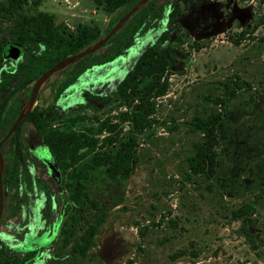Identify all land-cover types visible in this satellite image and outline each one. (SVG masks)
I'll list each match as a JSON object with an SVG mask.
<instances>
[{"label":"rangeland","instance_id":"1","mask_svg":"<svg viewBox=\"0 0 264 264\" xmlns=\"http://www.w3.org/2000/svg\"><path fill=\"white\" fill-rule=\"evenodd\" d=\"M171 1L154 0L117 39L78 62L62 59L22 86L19 82L35 66L31 57L44 45H20L17 57L1 61L0 85L9 80L0 91V101L6 99L2 130L29 106H52V124L71 115L81 117L75 129L95 126L94 117L126 110L113 92L145 47L156 43L169 63L168 88L155 100L150 127L138 135L133 172L120 182L108 179L101 168L91 172L87 191L99 202L103 222L85 256L71 252L82 220L71 240L61 243L65 175L40 136L30 123L22 124L23 162L16 164L12 142L4 135L0 264L13 257L15 264H264V0H189L168 22ZM131 8L125 4L107 12L92 0H41L38 5L27 0L19 11L0 17V45H14V24L22 16L43 11L64 36L75 35L78 25L98 29L97 39L83 50L91 49ZM163 31L166 39L156 42ZM220 110L228 113L232 132L216 146L221 155L224 148L231 152L221 156L220 173L247 176L250 165L246 188H229L225 180L215 186V179L187 166L192 144L201 139L194 117ZM127 126L122 122L120 133ZM245 201L254 210L244 219L235 218L232 211Z\"/></svg>","mask_w":264,"mask_h":264},{"label":"trees","instance_id":"2","mask_svg":"<svg viewBox=\"0 0 264 264\" xmlns=\"http://www.w3.org/2000/svg\"><path fill=\"white\" fill-rule=\"evenodd\" d=\"M27 0H0V17L5 14L19 11ZM41 0H33L38 5ZM102 4L107 12H113L122 5L133 7L139 0H92ZM154 0H146L140 4L127 19L103 44H108L117 39L122 30L142 9L150 7ZM189 0H172L167 12V21L172 22L180 13V4H186ZM14 45H32L42 43L44 50L31 59L35 66L29 69L25 77L19 82V86L26 84L50 69L62 59L70 57L86 46L94 42L98 35V29L89 30L87 26H77L76 34L61 35L56 29L51 16L43 11L32 15H24L14 24ZM166 32L160 33L156 42L166 39ZM9 44V43H8ZM0 45V63L6 58L4 47ZM84 56V55H83ZM83 57L77 59L80 61ZM168 59L164 52L156 47V43L145 47L135 58L131 67L124 76L118 80L113 98L118 104L124 105L126 110L106 117L95 118V126L85 125L81 129H75L80 116H65L57 123L52 124L54 108L47 106L39 108L33 106L17 122L13 130L7 136L6 142L11 140L15 163L23 162V152L20 142L21 126L24 122L30 123L56 168L61 170L65 179L63 185L67 190L66 215L60 228L62 245L67 244L82 220V232L76 236L71 245V252L85 256L94 243V236L99 225L103 222V214L97 199L91 197L87 191V185L91 178V172L101 168L104 175L113 181L120 182L127 179L133 172L137 162L136 147L138 135L151 125V115L155 110L156 98L163 96L168 88ZM11 67L8 66L7 70ZM9 80L0 85V91H5ZM87 95V93H86ZM88 97H95L88 93ZM6 105V99L0 101V117ZM228 113L225 111L209 112L205 116H195L193 126L201 132V139L192 144L193 152L186 157L189 170L194 174L213 178L215 186H221L225 180L227 187L234 189L235 185L246 188L249 176H252V168L247 165V176L240 173H230L222 177L220 173L221 156L228 157L231 152L224 148V155L216 151V146L224 144L230 138V129L226 122ZM16 117V116H15ZM15 117L11 119L13 122ZM10 123V125L12 124ZM122 122H127V131L120 133ZM10 125L0 129V141L7 133ZM4 141V142H5ZM3 142V143H4ZM0 144V147L3 145ZM1 154V150H0ZM7 170L4 169V173ZM7 174L3 175V194L7 193ZM234 185V186H233ZM264 192V190H262ZM254 202L253 200L251 201ZM251 202H243L232 211L235 218L244 219L254 210ZM47 203V201H46ZM87 209L96 211L88 214ZM0 245H3L0 241ZM9 264H15L11 258Z\"/></svg>","mask_w":264,"mask_h":264},{"label":"water","instance_id":"3","mask_svg":"<svg viewBox=\"0 0 264 264\" xmlns=\"http://www.w3.org/2000/svg\"><path fill=\"white\" fill-rule=\"evenodd\" d=\"M146 0H139L138 3H136L125 15L122 16V18L120 20L117 21V23L110 29V31L107 33V35L105 36L104 40L100 41L99 43H97L93 48L91 49H87V50H81L80 52L65 58L64 60L66 61H70V60H74V59H78L80 57H82L83 55H85L87 52H90L91 50H93L94 48L100 46L101 44H103L125 21L126 18L139 6V4L145 2ZM20 53V48L16 45L13 44H7L4 47V55L6 57H9L11 59H14L15 57H17ZM54 67H51L50 69L46 70L44 73H42L41 76H43L45 73L51 71ZM40 76V77H41ZM30 109V106L27 107V109L23 110L20 114H18L14 121L12 122L11 126L9 127L7 133H6V137L9 135V133L13 130L14 126L17 124V122L20 120V118ZM3 140V139H2ZM2 140L0 141V144L2 142ZM2 171V163H1V155H0V174ZM0 207H1V193H0Z\"/></svg>","mask_w":264,"mask_h":264},{"label":"flooded vegetation","instance_id":"4","mask_svg":"<svg viewBox=\"0 0 264 264\" xmlns=\"http://www.w3.org/2000/svg\"><path fill=\"white\" fill-rule=\"evenodd\" d=\"M0 246H2V245H0ZM14 258V257H13Z\"/></svg>","mask_w":264,"mask_h":264}]
</instances>
